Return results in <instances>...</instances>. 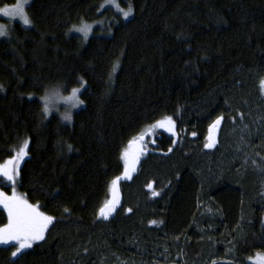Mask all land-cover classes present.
I'll return each mask as SVG.
<instances>
[{"label": "trees", "instance_id": "trees-1", "mask_svg": "<svg viewBox=\"0 0 264 264\" xmlns=\"http://www.w3.org/2000/svg\"><path fill=\"white\" fill-rule=\"evenodd\" d=\"M103 1L31 0V23L0 39V162L28 139L16 192L54 218L17 258L0 244V264H253L264 255V0H130L116 23H102ZM98 18L87 38L70 31ZM82 80L71 126L48 118L36 95ZM167 116L176 139L156 130L123 174L128 141Z\"/></svg>", "mask_w": 264, "mask_h": 264}, {"label": "snow or ice", "instance_id": "snow-or-ice-1", "mask_svg": "<svg viewBox=\"0 0 264 264\" xmlns=\"http://www.w3.org/2000/svg\"><path fill=\"white\" fill-rule=\"evenodd\" d=\"M116 7L119 9V5ZM122 11L124 18H128L132 15L133 9L132 5L129 2L127 11L119 9ZM103 14V13H101ZM0 15L5 17H10L12 19L20 18L24 25H29V19L24 11V0H18V2L8 8H0ZM74 30L83 34L85 38L88 37L89 33L92 30V25L82 24L81 27L76 28L73 26ZM83 83V81H81ZM2 90V89H0ZM77 88L71 90V95L66 99L68 101H75L73 106L82 104L83 101L76 100ZM31 99V97H29ZM44 113L47 115L48 107L45 106ZM223 117H218L211 127L215 128L221 123ZM153 128H162L166 132H171L172 135H176L175 122L172 117H165L161 121H157ZM147 133H142L140 136L141 141L144 138V135ZM193 136L196 133H192ZM205 148L213 147L212 143H207L204 145ZM27 141L25 142V147L21 148L20 151L12 158L6 161L4 165H0V188L11 187V195H8L5 191L0 190V207L7 213V223L3 226H0V244L11 245L15 247V251H12L11 255L13 258H17L19 255H22L24 250L29 249L33 246L34 243L43 241L45 239V233L49 230V225L53 223L54 218L52 216L45 215L44 212L39 210V206L33 205L28 202L27 199L18 195L16 192L17 180L20 178V164L24 160V157L27 155ZM69 151H72V146H68ZM172 149H169L171 152ZM119 179V178H117ZM151 187V185H149ZM153 195H159V193L154 192ZM68 212V209L64 210ZM115 211L114 206H110L108 212L106 213L104 209L100 210V215L104 219H107L111 212ZM131 212V209H128ZM152 223H155L153 221ZM255 264H264V256L257 254Z\"/></svg>", "mask_w": 264, "mask_h": 264}, {"label": "rangeland", "instance_id": "rangeland-1", "mask_svg": "<svg viewBox=\"0 0 264 264\" xmlns=\"http://www.w3.org/2000/svg\"><path fill=\"white\" fill-rule=\"evenodd\" d=\"M17 2H18V0H15L14 3H12V4H8V5H4V6L0 7V8H4V7H6V6H7L8 8H11V7L14 6ZM30 2H31V0H24V11H25L26 15L28 16V18H29V15H28V12H27V6L29 5ZM129 2H130V0H104V1L100 4V8H99V12L103 13L102 16H101V17H103V19H102V23H106V22H113V23H116V22H117V19H118V18H117L118 15L120 16V18H122V19H126V18H124L122 11H120L119 9H123L124 11H127ZM117 4L119 5V9L116 7ZM101 17H100V18H101ZM13 21H19L20 23L23 24L22 20H21L20 18H18V17L15 18V19H12V18H10V17H5V16H3V15H0V24L7 23V24L11 25ZM98 21H99V18H98V19H95V20H92V21H84V22H82V23H80V24H77V25L75 24V25H73V26H76V28H79V27L82 26V24L92 25V30H91V32L89 33V35H91L92 33L95 32V29H96V28H98L99 26L102 25V23H101V24H100V23H97ZM100 21H101V20H100ZM23 25H24V24H23ZM25 26H28V25H25ZM73 26L70 28V31H71V32L79 33V34H81V35L83 36L82 33L77 32V31H74ZM108 28L111 29V26H108ZM109 32H111V30H109ZM89 35H88V36H89ZM82 81H83V80H82ZM83 87H84V81H83V83L81 82V83L78 84V85H75V86H72V87H69V88L66 87V89L68 90V95L62 97V102H63V104L65 105L66 110H69V111H70V110H72V109H74V108H80V107H81V105H82L83 103H82V104H79V105H77V106L74 107L73 104L75 103V101H68L66 98L69 97V96L71 95V90H72L73 88H77L79 91H78V93H77L76 100H78V101H82L81 96H80V93H81ZM261 91H262V93L264 94V78L261 80ZM42 94H43V93H42ZM42 94L36 95V98H37L38 100H40V102H41ZM29 96H30V97H33V96H35V95H33V94H29ZM47 116H48V115H47ZM167 117H168V116H167ZM164 118H165V117H164ZM164 118H161V119H159V120H157V121H161V120H163ZM157 121H155L154 123L148 125L144 130H142V131L139 132L137 135H135L134 137H132V138L128 141V143L126 144V146H125V148H124V150H123V154H121V160H122V162H123V167H124L123 174H127V173H128V171L130 170V169H129V165H132V163L135 161V159H136V158L142 153L141 149H142V147H143V144H144L146 138H147L148 136H152L153 133H154L156 130L162 129V128H158V127H157V128H153V127H152L153 125L156 124ZM174 131H175V133H176V129H174ZM142 133H147V134L144 135V138H143V140L141 141L140 136H141ZM169 133L171 134V132H169ZM171 135H172V134H171ZM172 136L174 137V140H175L177 134H176V135H172ZM26 141H27V148H28V139H27V140H25V141L22 143L21 147L19 148V151H20L21 148L25 147V142H26ZM27 148H26V151H27ZM19 151H18V152H19ZM18 152H17V153H18ZM17 153H15L13 156L8 157L4 162H0V165H4V164L6 163V161H8L9 159H12ZM27 154H28V152H27ZM26 156H27V155H26ZM26 156H25V157H26ZM25 157H24V158H25ZM21 163H22V162H21ZM128 164H129V165H128ZM20 165H21V164H20ZM19 167H20V166H19ZM1 181H2V180H1ZM2 182H3V181H2ZM0 190L5 191L8 195H11V192H12L11 187L0 188ZM10 190H11V191H10ZM17 194H18V193H17ZM18 195H20V194H18ZM112 203L114 204V200L112 201ZM110 206H112V204H111L110 202H108L107 205H106L105 208H104V209H105L104 211H105L106 213L108 212V209H109ZM1 208H2V207H1ZM39 210H40V209H39ZM40 211L43 212L42 210H40ZM5 212H6V211H5ZM6 214H7V213H6ZM45 215H46V214H45ZM263 220H264V218H263ZM13 251H15V247L13 248ZM228 251H229V249H228ZM259 254H260L261 256H264V255L261 254V253H259ZM256 257H257V255L254 256L253 258H251V259L249 260V262L255 264ZM226 258H227V257H226ZM203 264H206V263H203Z\"/></svg>", "mask_w": 264, "mask_h": 264}, {"label": "clouds", "instance_id": "clouds-1", "mask_svg": "<svg viewBox=\"0 0 264 264\" xmlns=\"http://www.w3.org/2000/svg\"><path fill=\"white\" fill-rule=\"evenodd\" d=\"M28 19L31 23L30 18ZM11 35V25L7 23L0 24V39H11ZM68 35L70 36L71 33H69ZM66 95H68V90L66 89L65 83L63 81L54 82L46 86V88L44 89L41 97V105L43 112L45 106L48 107V118H51V116L55 114L62 124L71 126L72 122L74 121L75 112L79 109L74 108L70 111L66 110V107L62 102V97Z\"/></svg>", "mask_w": 264, "mask_h": 264}]
</instances>
